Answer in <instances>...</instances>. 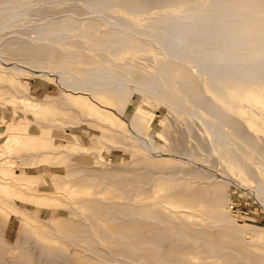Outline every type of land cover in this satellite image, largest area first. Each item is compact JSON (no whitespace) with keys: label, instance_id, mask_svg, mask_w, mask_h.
<instances>
[{"label":"rangeland","instance_id":"1","mask_svg":"<svg viewBox=\"0 0 264 264\" xmlns=\"http://www.w3.org/2000/svg\"><path fill=\"white\" fill-rule=\"evenodd\" d=\"M78 13L81 14L83 12L78 11ZM64 14L57 13V21L53 20L45 23L47 25L44 24V29L45 26L46 30L63 25L76 26L75 28L80 27L78 25L81 24L76 19L69 18L65 20L67 16ZM82 18H87L88 20H84L87 26L86 23L82 24L84 31L81 33L86 36V33L90 31L89 29L96 24V21L89 16ZM75 23L79 24L76 25ZM8 35L6 37L8 40L0 44V203L2 205V211L0 212V243L2 245L10 248L14 254L20 253L19 250L28 252L32 248L35 263V261L37 262L35 255L39 250L35 246H30L29 238L33 234L40 232L41 234L39 233L38 235L41 238L43 237L42 240L45 246L63 247L69 250L84 246L86 237L91 240L99 238L102 241L101 244L95 242L93 245L94 248L99 247V250H103L104 246L109 247L111 245V247L116 245L129 249L131 247L132 250L141 255V252H143V255L145 252L146 256L152 255L151 259H154V263L179 264L182 261L178 260L177 262L171 255L174 253L189 260L188 258H191L189 250L188 248L186 249L188 250L187 253L184 249L186 247L182 243L188 242L189 244L191 238L184 237L174 225L171 216H164L161 210L166 203L175 205L179 203L180 205L190 206L181 207L188 212L197 209L199 212L206 213L215 224L220 226L218 232H216L219 236L218 240L215 243L209 242L207 244L204 242L200 248L205 251L211 248L216 249L219 247L218 245L223 244L227 246V251L222 256L223 259L219 255L218 257L216 256L217 258L212 257L214 259L210 258L212 260L209 258H207L208 260L206 258L203 260L216 264L218 261L224 262L223 260L225 259L229 263L219 262V264H264V170L257 161V155L241 143L236 141L229 143L230 152L234 160L230 161L228 159L229 153L225 152L223 166L232 175V179L235 178L233 180L235 183L233 181H226V179L224 180V178L220 177V169L216 162L202 155L201 157L195 156V161L200 166L192 171L193 173H186L173 180L166 178L153 180V178H148L139 187L131 185L125 176H131L137 171L138 173H144V170L138 169L144 163L147 168L155 167L161 170L181 169L186 166L184 165L186 163L168 160L167 157H161L160 161L148 156L144 159L136 158L137 155L139 157L144 153V149L129 134L130 127L126 121L117 114H113L112 116L106 115V110L101 107L99 109L102 113L97 115L91 107L98 108L93 98L101 103L109 104L115 109L120 107V101L124 102L126 108L120 112L127 119L130 118L129 120H131V125L135 131H139V133L149 138L152 144H150L151 148L164 146L170 150L172 146L167 137L179 129H175L174 126L180 125L183 123V120L178 117V114L173 109L156 107L153 102L148 101L151 99L150 95L143 96L140 90L133 91L130 88H126H134L128 79H153L152 72L147 67L139 65L137 61L129 58L114 60L111 62L113 63L112 67L107 62L102 61L101 63V60L96 59L93 54L91 56V53L88 52L90 48L84 43V45L81 44L82 42H78V44L77 41L68 42L67 47L69 52L68 50L60 51V49L54 46L44 47L34 46V44L32 46V43L24 42L18 37L17 39L15 34L9 33ZM94 41L96 45H100L104 42V38L103 36L97 37ZM26 43L28 45H25ZM117 62L118 65L116 64ZM108 65L111 69L107 67ZM170 70L177 79L187 84L188 89L195 97L210 99L209 95L203 90V79L191 71L190 68L171 65ZM45 71H48L50 75L45 74ZM116 72L121 74V79L116 75ZM141 72L144 73L140 74ZM88 91L93 98L84 93ZM118 91L122 93H118ZM121 94L123 96L120 99ZM137 116L139 117L136 118ZM132 117L133 119H131ZM218 117L222 118L221 115H218ZM110 119L117 121L114 123V129L104 124L105 122H109ZM189 124L191 127H194V123L191 120ZM229 124L233 131L242 132V129H239V127H243L237 121L229 120ZM184 133L186 135L190 134L188 130H185ZM243 134L248 133L247 131H243ZM247 136L256 142L255 144L259 147L260 145L264 147V140H259V137L250 134ZM199 137L202 145H205V147L212 148L214 145L223 149L222 143L218 138L215 137L209 141L202 135ZM63 138L68 141L70 140L72 144L69 142L64 143L62 141ZM23 148H25L24 152ZM44 161L49 163L45 164ZM205 164L208 167H205ZM187 166H190V163ZM132 169L136 172L133 173ZM69 174L71 175L69 176ZM101 174L104 176H100ZM124 174L125 176H123ZM82 176L91 179V183L95 185L102 183L106 186L105 188H103L104 186L101 188L97 186L96 189H93L96 192H100L95 193V197L99 196L106 200L109 197H113V200L118 198L115 201L120 203L133 199L124 203L125 205L129 203L128 205L130 206L136 205L138 201L144 202L143 205L146 206L144 217H149V219H146L147 223L149 222L148 225L152 223L157 225L165 235L160 238L145 236L147 239H144L145 237L142 235H140L141 237L138 235L130 237L121 233L122 235L119 234V237L116 236V238L113 237L115 233L109 235V232H106L107 229L110 232H120L122 229L123 231L128 230L135 233L133 231L137 230L135 227L138 228L137 219L133 218V221L132 217L118 222L113 219L110 225H108V221L104 222L103 228L106 231L104 230L105 232L100 235L98 232L99 227L102 225V218L110 216V212L104 208L105 205L103 204L102 207L95 210L88 204L82 205L70 201V197L75 198L73 196H76L78 191L81 190V187L75 184V180ZM243 179L254 182L256 187L242 182ZM119 180L121 185L118 184ZM150 183L154 185L151 188H149ZM115 184H118L119 187L118 185L114 186ZM174 185H178L179 189L172 191V186ZM39 189H42V192H55L60 198H45L37 201L33 198L32 194L36 193ZM195 190L203 191L206 195L205 197L209 198V201L202 205H197L198 201L194 198L187 200L185 197L181 201L174 199L180 198L183 194L194 196ZM142 191L144 193H140ZM123 192L125 194L124 197L126 196L127 198L123 197ZM122 198L126 200L119 201L120 199L123 200ZM144 198L146 199L143 201ZM154 200H166L167 202L163 203V205L160 203L152 205ZM153 208L156 211H153ZM156 213H159L158 216ZM7 216L11 218L8 228H6L5 224ZM160 219H162L161 222ZM111 223L116 225H111ZM69 224L76 227L77 231L68 234L67 229L70 226ZM130 224L132 225L131 227ZM93 232L97 237L93 236ZM76 238L80 241V244ZM153 239L158 240L153 241ZM113 240H116V242ZM71 242L72 244L76 243L75 246L71 245ZM156 243L157 245H155ZM137 245L141 247H137ZM165 249L168 250L166 255H164ZM204 251L200 253L204 254ZM160 252L163 253L161 254ZM233 254L236 261L233 259ZM227 257H232V259L229 258L232 261H228ZM81 260L90 264V262L93 263L97 259L92 254H85ZM119 263L121 264V262H115V264ZM8 264L18 263L13 262ZM129 264H133V262ZM139 264L146 263L140 262Z\"/></svg>","mask_w":264,"mask_h":264},{"label":"bare ground","instance_id":"2","mask_svg":"<svg viewBox=\"0 0 264 264\" xmlns=\"http://www.w3.org/2000/svg\"><path fill=\"white\" fill-rule=\"evenodd\" d=\"M78 11L83 13L79 14ZM57 13H65L66 15H64L67 16L65 20L69 18L74 20L76 19L81 25L86 23L84 20L88 21L87 18L83 19L82 17L89 16L96 21V24L94 23L95 25L89 29L90 31L86 33V36L81 33L84 31V27L83 25H78L79 23H75L76 25L80 26L79 28H75L76 26L73 27L70 25H63L61 27L57 26L58 28L54 27V29L48 28L49 30H46L47 28L45 26L44 29L45 23L53 20L57 21ZM9 33L15 34L16 38L18 37L24 42L29 44L32 43V46L33 44L34 46L37 45L44 47L54 46L55 48L57 47L60 49V51L68 50V42L77 41V44L78 42H82L81 44L84 43L90 48L88 52L91 53V56L94 55L96 59L101 60V63L102 61L107 62L112 67L113 63L111 62L114 60L116 61L117 59L129 58L133 61H137L139 65L147 67L152 72L153 79H128L134 88H126H130L133 91L140 90L143 96L150 95L151 99L148 98L150 99L148 101L153 102L156 107L173 109L178 114V117L183 120V123L174 126L175 129H179L167 137L169 143H171L172 146L170 150L164 146L151 148L149 138L139 133V131H135L133 129L131 120H129L130 118L128 117L130 115L127 116L129 118L127 119L124 117L123 113L120 112L126 108L124 102L120 101V107L115 109L109 104H104L94 99L89 91L84 92L85 94L87 93L90 95L98 105L96 106L98 108L91 107L95 114L99 115L102 113L99 109L101 107L106 110V115L112 116L113 114H117L126 121L130 127L129 134L134 139H136L138 141L136 142L139 143L144 149V153L139 157L137 155L136 158L144 159L148 156L160 161L161 157H167L168 160L186 163L184 164L186 166L181 169L171 170H161L160 168L155 167L147 168L144 163L138 167V169L144 170V173H138V171L136 172L132 169L134 171L133 173L136 172L135 174L131 173V176H125V174L123 175L129 184L139 187L142 183H144L145 180H148V178H153V180L159 178L172 180L177 179L186 173L196 170L200 165L195 161V156L201 157L202 155H205L212 161L216 162L220 169V177L224 178V180L226 179V181H233L235 178L232 179V175L227 171V169H225L223 166V160L225 158V152L229 153L228 159L230 161L234 160L229 147V143L234 141L243 144L248 148V150H251L255 155H257V161L260 164V167L264 170V147H262L260 144L259 147L255 144L256 142L247 136L250 134L252 136L259 137V140H264V0H0V44L8 40L6 37ZM100 35L103 36L104 42L100 45H96L94 40L97 37H101ZM27 43L25 45H28ZM54 47L53 49H55ZM116 64L118 65V62ZM109 65L107 67L111 69ZM171 65L185 66L198 74L203 79V90L209 95L210 99L195 97L188 89L187 84L175 77L173 72L170 70ZM44 73L49 74L48 71H45ZM142 73L144 72H141L140 74ZM116 75L120 79L122 78L119 72H116ZM119 92L122 93L121 91H118V93ZM123 95L121 94L120 99ZM125 102L128 103L127 101ZM218 115H221L222 118H219ZM133 117L131 119H133ZM138 117L139 116L136 118ZM190 120L194 123V127L190 126ZM229 120H234L240 123L243 128L239 127V129H242V132L233 131L229 124ZM116 122L117 121L115 119H110L109 122H105L104 124L111 126L114 129V123ZM133 122L135 123V121ZM185 130H188L190 134L186 135L184 133ZM243 131H247L248 134H243ZM129 134L128 136H130ZM200 135L209 141L215 137L218 138L222 143L221 145L223 149H220L214 145L212 148L205 147V145H202L201 143V139L199 137ZM65 137L67 138V136ZM62 141L64 143L69 142L72 144L70 140L68 141L64 138ZM24 149L25 148H23V152ZM38 160L40 159L38 158ZM162 160H164V158H162ZM44 163L47 164L49 162L44 161ZM188 163H190V166H187ZM205 167H208V165L205 164ZM70 175L71 174H69V176ZM100 176L104 175L101 174ZM86 177L82 176L81 178L75 180V184L79 185L81 190L78 191L76 196H73L75 198L70 197V201L76 204H88L95 210L102 207L103 204L105 205L104 208L110 212V216L102 218V225L99 227V232L97 231L98 229L96 230L98 233H100V235L106 231V229L103 228L104 222L108 221V225H110V222H112L113 219L118 222L120 220L125 221L131 217L132 219H137L138 228L134 226L135 229H137L136 231H133L135 233H132L128 230L123 231L122 229L120 232H110L107 229L106 232H109V235L115 233V236L113 237H119V234L121 233L124 235L126 234V236L129 235L130 237L134 235H142L144 237L149 236L160 238L165 235L157 225L153 223L148 225L149 222L147 223L146 219H149V217H144V210L146 207L143 205L144 202L136 201V205L130 206L128 205L129 203L126 205L124 203L132 201L133 199H128L123 203L122 201L126 199L122 198L123 200H119L122 202L120 203L115 201L118 198L113 200V197H109L106 200L100 198L99 196L95 197V193L100 192H96L93 189H96L97 186L99 188L103 186V188H105L106 186L102 183L95 185L91 183V179ZM195 180L197 181V179ZM106 181L105 183L108 182ZM242 182H246V184L256 187V184L250 180L243 179ZM118 184L121 185L120 180ZM1 185L3 186V184ZM117 185L115 184L114 186ZM152 186H154L153 183L149 188ZM23 187L25 188V186ZM177 189H179L178 185L172 186V191ZM42 191V189H39L36 191V193H33V198L37 201H41L45 198H60L55 192ZM140 193L144 192L142 191ZM122 195L124 197V192ZM122 195L120 196L122 197ZM130 196L132 197V195ZM205 196L206 195L203 191L195 190L194 196L183 194L180 196V198L174 199L176 201H181L183 200L182 198L185 197L187 200L194 198L198 201L197 205H202L209 201V198H206ZM124 198L127 197L125 196ZM145 199L146 198H144L143 201ZM166 202V200H154L152 205L156 203L163 205V203ZM181 207L190 206L180 205L179 203H177V205L166 203L163 205L162 209L159 206L164 216H171V220L180 230L181 234H183L184 237L191 238L189 240L191 243H189L190 245L188 242L185 244L182 243L184 247H186L184 249L186 250L188 248L189 250H186V252L188 251L190 254L189 256L191 258H188L189 260L191 259L190 261L184 259V257H181L180 255H175L174 253V255L171 253V257L173 259L175 258L177 262L178 260H180V262L182 261L184 264H216L203 259H210L212 257L217 258L219 255L222 257L227 251V246L220 244L216 249L211 248L206 249L205 251L200 247L202 244H204V242L208 244L209 242L215 243L216 240H218L219 236L216 234V232H218L220 226L215 224L204 212H199L197 209L188 212L186 209H182ZM1 211L2 205L0 203V212ZM153 211L156 210L154 209ZM14 216L19 217L17 215ZM10 219V216H7L5 222L6 228L9 227ZM161 220L162 219H160V222ZM111 225L115 226L116 224L111 223ZM131 226L132 225L130 224V227ZM122 228L124 227L122 226ZM117 229H119V227H117ZM67 231L68 234H72L77 231V228L70 225L68 226ZM38 234H30L31 239L29 238V242L31 244L30 246H35L39 250V252L35 255L38 263L36 261L34 263V251L32 248H30L28 252L19 250L20 253L14 254L10 248L0 243V264H8L13 262L18 264H88V262H83L81 260L85 254H92L93 257L97 259L93 263L90 262V264H115L116 261L121 262V264H129L131 262H133V264H139L140 262H144L146 264H158L154 263V259H151L152 255L146 256L145 252V256L143 255V252H141V255L138 252L132 250L130 246V249L124 246L116 245L113 247H111L112 245L109 247L104 246L103 250H99L98 246V248H94L93 245L95 242L97 244H101L102 241L99 238L91 240L86 237L85 241L83 240L85 242L84 246H76L77 250L74 248V251L63 247L45 246L44 241L42 240L43 237L41 238ZM93 236H95L94 232ZM144 239H147V237ZM154 240L155 239H153V241ZM77 241L80 244L78 239ZM113 241L116 242V240ZM141 241L143 240L141 239ZM70 244L75 246L76 243L72 244L71 242ZM155 245H157V243ZM138 246L140 245H137V247ZM201 251H204L205 253L201 254ZM164 252V255H166L168 250L165 249ZM160 253L162 254L163 252ZM189 256L187 255V257ZM227 258L228 261H232L229 259H232V257ZM223 261L225 263H229L226 262V259ZM234 261L236 260L234 259ZM219 262L224 263L222 261H218L217 264H219Z\"/></svg>","mask_w":264,"mask_h":264}]
</instances>
